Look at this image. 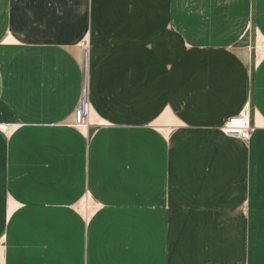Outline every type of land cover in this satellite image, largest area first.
Listing matches in <instances>:
<instances>
[{"label":"crops","instance_id":"crops-1","mask_svg":"<svg viewBox=\"0 0 264 264\" xmlns=\"http://www.w3.org/2000/svg\"><path fill=\"white\" fill-rule=\"evenodd\" d=\"M0 110L33 134L14 136L21 203L87 181L138 216L84 236L28 205L0 264H264V0H0ZM244 110L251 138L225 135Z\"/></svg>","mask_w":264,"mask_h":264},{"label":"rangeland","instance_id":"rangeland-1","mask_svg":"<svg viewBox=\"0 0 264 264\" xmlns=\"http://www.w3.org/2000/svg\"><path fill=\"white\" fill-rule=\"evenodd\" d=\"M85 104H90L87 80L83 88V96L80 100V105L76 111V121L71 125L78 130L84 138L85 133L83 131L89 126L87 123H89L90 116L86 115L83 117V125L82 123L78 124L77 114L79 112L83 113ZM14 125L10 117L0 110V162H2L3 168L5 169L2 175L5 180L1 181L0 185V258H2V255H6V253L14 255V239H12V237H14V215L18 210L26 208L28 205H42V203H46V208L50 207L55 209L59 207L62 211L52 212L51 215H56L57 217L59 215H64L68 219H76V227H80L78 230L82 229L84 236L89 235L90 226H92V224L97 227L94 233L95 236L98 234L100 236H107L106 233H104L105 231L120 230L124 233L129 223L134 224L133 222H135L134 220H136L138 216L128 212V204L132 203V198H124L123 193L121 194L118 190H116V192H98L101 194H108L116 199L115 204L105 206L99 201L100 199L95 198L92 192L88 191L87 181H80L82 185H84L85 190H77L76 192H79L77 196L73 195L74 192L72 189L60 190L58 192H44L43 189L39 188L40 181L33 182L38 185L37 188L30 187L19 190V194L22 197L21 203L19 197H16L14 192H12V186L14 187V180L11 179V170L14 167V136H16L18 132L23 134L31 132L21 127H14ZM31 136H33L32 133ZM72 181L73 180H70L69 183L71 184L74 182ZM23 186L26 187L27 182H24ZM152 193L149 192V194ZM164 193L166 195L168 194V192ZM15 201H19L20 204L14 209ZM125 203L128 204L124 209ZM107 207L109 212L101 214ZM154 209V207H151L147 209V211L152 212ZM144 211L143 209V212ZM37 215L41 217V213H37ZM128 235L136 234L132 233ZM11 263H14V259H12Z\"/></svg>","mask_w":264,"mask_h":264},{"label":"built area","instance_id":"built-area-1","mask_svg":"<svg viewBox=\"0 0 264 264\" xmlns=\"http://www.w3.org/2000/svg\"><path fill=\"white\" fill-rule=\"evenodd\" d=\"M87 106L88 105L85 104L83 113L79 112L77 114L78 124H81L83 117L87 115ZM249 119V111L244 110L240 115L230 118L223 126L222 130L227 136L248 140L252 132Z\"/></svg>","mask_w":264,"mask_h":264},{"label":"bare ground","instance_id":"bare-ground-1","mask_svg":"<svg viewBox=\"0 0 264 264\" xmlns=\"http://www.w3.org/2000/svg\"><path fill=\"white\" fill-rule=\"evenodd\" d=\"M90 113H91V106H90V104H88V106H87V115H89L90 116ZM250 122V121H249ZM83 124V123H82ZM87 124H89V123H87ZM84 125V124H83ZM250 125H251V123H250ZM251 127H252V132H251V135H250V138H251V136H252V133H253V131H254V128H253V126L251 125ZM232 137V136H231ZM237 138V137H236ZM249 138V139H250ZM240 139V138H239ZM248 139V140H249ZM241 140H243V139H241Z\"/></svg>","mask_w":264,"mask_h":264}]
</instances>
